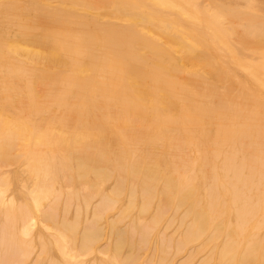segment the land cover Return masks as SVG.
<instances>
[{"label": "bare ground", "instance_id": "1", "mask_svg": "<svg viewBox=\"0 0 264 264\" xmlns=\"http://www.w3.org/2000/svg\"><path fill=\"white\" fill-rule=\"evenodd\" d=\"M244 1L242 6L236 0H0V88L6 91L0 97L6 93L9 94H6L7 98L14 97L15 102H9L14 104L10 105L14 111L20 109L21 105L15 106V103H20L22 92L30 97V101L36 100L35 105L30 101L26 104H29V110L43 113L39 125L53 120L55 109L60 112L53 121L59 123L57 128L52 127L55 131L40 130L35 129L39 127L37 122L34 126L29 123L33 111L27 113L28 109L21 106L25 114L22 113L20 120L27 123L23 126L18 124L15 130L5 132L4 137L2 135L0 140L4 151L13 150L14 153L18 149L16 146L30 148L28 152L35 148L34 152L38 151L39 156L44 149L54 148V153H60L64 160L62 167L67 166L71 170L70 159L75 154V158H79L76 163V171L81 172L79 177L87 179L93 174L98 181L92 183L97 188L95 195L102 194L103 182L111 179L113 183L116 178L115 189L126 190L127 187L131 191H127L131 205L135 206L141 198L142 213H148L155 205L153 225L161 227L162 221L167 219L161 236L164 238L161 239L162 245L160 243L164 253L172 247L165 233L171 230L174 226L172 220L178 216L184 226L183 221H189L183 238L177 244L178 253L210 235V245L213 243L211 246L214 247L212 253L216 254L220 264H264V63H255L254 72L246 74L244 71L248 66L243 71L237 70V67H243L241 60L236 58L239 53L245 58L250 48L255 50L253 43L245 42L246 38H258L256 44L264 43V3ZM236 35L247 43L242 51L229 44L230 40L237 39ZM22 108L18 113L23 112ZM9 118L11 123L12 118ZM49 126L50 123L46 128ZM16 152L10 158L17 156L15 154L19 157L21 153ZM6 155L9 154L3 156ZM47 159L38 161V171L45 169L46 178L51 175L50 164L55 161L52 159L50 163ZM11 163L9 168L18 165ZM8 178L6 173H0V182ZM130 182L132 184L128 188ZM44 185L48 187V184L42 187ZM30 186L24 191L11 192L10 196L0 188V212L4 209L2 215L5 216V223L0 227V264H43L41 261L49 258L46 257L49 255L46 246L52 241L48 239L59 248L64 264H107L100 256L108 251L109 240L101 250L93 243L99 238L90 241L86 235L90 234L95 223L92 219H107L102 212L108 215L115 198L105 193L94 209L92 225L86 219L82 235L87 240L83 239L80 245L85 252L91 251L93 258L81 261L75 246L69 245V233L65 235L66 231L59 228L55 233L49 232L52 225H47L46 220H58L53 209L59 208V204L52 203L46 210L35 197L36 190H30ZM79 186L87 185L81 183ZM57 194H54L55 198L61 196ZM31 197H34V208L26 206L24 209V206L17 209L24 202L28 204L26 201ZM87 198L82 196V200ZM132 211L135 210L132 208ZM79 216H75L77 224ZM140 217L143 215L137 217L143 221ZM144 218L143 222H146ZM125 221L122 220V224ZM133 221V229L137 232L141 227L138 223H141ZM67 222L61 226L69 232L73 229L69 226L75 227L76 224ZM69 223L71 225L68 226ZM118 224L124 227L120 222ZM147 225L150 224L147 222L142 226ZM37 230L38 238L44 236L48 239L42 246V254L31 261L34 250L37 251L31 241ZM122 230L124 232V228ZM147 230L151 231L150 228ZM176 234H171V239ZM139 237H142L140 233ZM151 237H147L148 240ZM222 237L223 241L220 240ZM123 238L126 239V234ZM130 242L136 243L134 240ZM206 242H201L198 248H207L209 244ZM124 243L126 241L121 245L125 246ZM154 249L152 255H155ZM44 252L47 255H43ZM132 253L127 255L131 256L129 260L124 259L127 261L125 264L140 262L141 259L133 261ZM192 256L187 258L192 259ZM165 259H161L163 262L159 260L161 264ZM49 261L56 264L54 259ZM188 261L194 264L193 259ZM209 262L212 263V259Z\"/></svg>", "mask_w": 264, "mask_h": 264}, {"label": "rangeland", "instance_id": "2", "mask_svg": "<svg viewBox=\"0 0 264 264\" xmlns=\"http://www.w3.org/2000/svg\"><path fill=\"white\" fill-rule=\"evenodd\" d=\"M236 1H238L239 2V4L241 5L242 4V6L245 4V1L244 0H236ZM260 2H262V3H264V0H259ZM233 38H235V36L233 37ZM236 40L235 39H232V40H230L231 41V43H230V41H229V44H232L233 45V47L232 48H237V51H242L243 49H244V46L247 44V43H253L254 44V48L253 49H255V50H252L251 48H250V50L249 51H246L247 52V55L245 56V58L244 57H242V55H241V53H239V55H237V59L238 60H241V62H242V66L241 67H243L242 69L239 67H237V70H244V68L246 69V66H248V68L246 69V71H244L246 74H247V72H249V73H252V72H254V69H253V67H254V64L255 63H258V62H262V63H264V43L263 44H256V42L258 41L257 39L258 38H246L245 40V42H247V43H245L243 40H241L242 39V37H238L237 35H236ZM241 38V39H240ZM255 39V41H253ZM234 40H235V43H234ZM237 42V43H236ZM234 43V44H233ZM239 43V44H238ZM258 43V42H257ZM244 44V45H243ZM232 45H230L229 47L231 48V46ZM241 46H243V47H241ZM243 48V49H242ZM236 50V49H235ZM249 54H251L252 56V58L251 57H249ZM241 56V57H240ZM244 56V55H243ZM239 57H240V59H239ZM256 57H258V58H256ZM244 58V59H243ZM254 58V59H253ZM253 59V60H252ZM246 60V61H245ZM252 61H255V62H252ZM245 62L247 63V62H249V63H247V64H245ZM240 63V62H239ZM256 65V64H255ZM1 84V83H0ZM1 87V86H0ZM2 88H0V94L3 92H6L5 90H1ZM39 91V90H38ZM6 94H8V93H6ZM6 94H3V95H5V96H3V95H1V97H0V104H1V116H0V120H2V121H0V126H1V129H0V138H2L3 139V137H4V133L5 132H7V131H12V129H16L17 128V125L18 124H20V125H25L24 123L26 122V121H24V120H20V118H21V116H22V113L23 114H25V110L26 109H28V110H26V111H28L27 113H30V111H33L32 113H30V124L32 125V126H34V124H36V122H37V124L36 125H39V123H38V121L40 120V118L42 119V115H43V113L42 114H39V113H37L36 112V110L34 111V110H29V107H27V106H29V104H26V103H28L29 101H30V97L28 98L27 97V95L25 94V93H23L22 92V94L23 95H21V96H19L20 97V99H19V101H20V103H15V104H17V105H15V106H22L23 108H25V110H23V108L20 106V109H19V111H21V108H22V110H23V112H20V113H18L19 111H17L18 109H17V107L16 108H14V109H17V110H13L12 109V107L10 106V105H14V104H11V103H9V102H12V100L14 101V99H12V98H14V97H11V96H9L10 98H7L8 97V95H6ZM22 97H26V99H22ZM9 99V100H8ZM24 101H22V100ZM16 100V99H15ZM18 100V99H17ZM17 100H16V102H17ZM38 100V102L40 101L41 103H43L44 102V100L43 99H37ZM23 103H22V102ZM28 101V102H27ZM15 102V101H14ZM30 102H32V104L33 105H35L36 104V100H34V101H30ZM37 102V103H38ZM13 103V102H12ZM41 103H39V105L41 104ZM25 106H24V105ZM15 106H13V107H15ZM55 113L52 115V118H53V120H51L49 123H50V126H49V128L47 129L46 128V126H48V122H46V124H44V125H39V127L38 126H36L35 127V129L36 128H39L40 130H44V129H46V130H48V131H55L54 129H52V127H56L59 123H55V122H53V121H55V118L56 117H59L60 115H58L60 112L58 111L57 112V110L55 109ZM5 113V114H4ZM9 114V115H8ZM20 116H19V115ZM4 115H6V116H4ZM8 116V117H7ZM3 117V119H1ZM9 117H11L12 118V122L10 123V120H8V119H10ZM5 120V121H4ZM42 120H40L39 122H41ZM16 122V123H15ZM2 123V124H1ZM27 123V122H26ZM53 123L55 124V125H53ZM29 124V125H30ZM3 126H5V127H3ZM11 126H13L12 128H9V127H11ZM22 126H20V127H22ZM41 126V127H40ZM31 127V126H30ZM44 127V128H43ZM32 128V127H31ZM34 128V127H33ZM42 128V129H41ZM57 128V127H56ZM3 129H7V130H3ZM57 130V129H56ZM8 133V132H7ZM6 133V134H7ZM2 135H3V137H2ZM1 139V140H2ZM1 140H0V145L1 144H3L2 142H1ZM31 146H33V143L31 144ZM30 146V147H31ZM4 146L3 145H1V148H0V154L1 153H3V152H5V154H9V155H6L5 157L3 156V155H5L4 153L3 154H1V156H0V162H5V160L7 159V161L5 162V164L8 162L9 164H7V165H5L4 163V166H7V168L6 167H4V166H1L2 165V163H0V173L1 174H4V173H6L7 175H8V177L10 178V180H9V178L8 179H6V181L5 182H0V188L2 187V189H4V190H6L7 191V193H8V195L7 196H10L9 194L11 193V192H14V191H24L25 190V188H26V190L28 189V186H30L29 187V189L30 190H32V188H34L33 190H36V195H35V197L36 198H38L39 200H40V202H41V205H42V207L44 208L45 207V209L47 210V207L48 206H50V205H52V203H55L54 205H57V204H59V208H57V207H55V208H57V209H53V212H55V215H56V217H55V219H58V220H54V221H51L50 219L49 220H46V223H47V225L49 224V225H52L51 227H49V229H50V233H55V230H56V228L58 229H62V231H66L65 232V235L67 234V233H69V234H67V236H69V237H67V239H68V242H69V245L70 246H72V248H74V246H75V251L80 255L79 256V258H78V260H81V261H85V259H86V261H90L92 258H93V256L90 254V252L89 251H87V252H85V250H84V248L82 247V245H80V244H82L83 242H81V241H84V240H87L86 238L88 237V240H92L93 238H99V240H97L96 242H93L94 244L96 243H98L97 245L95 244V246L96 247H100V249L102 250V247L104 248V246H106V240H109V248L107 249L108 251H106V254H104V256L103 255H101L100 256V258L101 259H104L106 262H107V264H112V263H115V264H120L119 262H121V264H125V262H127L126 260H124V259H130V257L131 256H128L127 257V255H131V253H132V256H134L133 257V261L135 262L137 259H141L140 260V262H138L137 261V263L136 264H147V260H148V263L149 264H159V262L161 261V262H163L161 259H165L164 260V263L163 264H175V263H179V264H185V262H186V264H192L193 263V261H188V260H194V264H210L211 262H209L210 261V259H212V263L211 264H218L219 263V259L216 257V254H214L213 255V253H212V248H214L213 246H211L210 245V242H212V239H211V237H210V235H206L205 237H203V239H202V241H199V242H197V243H195V245L193 244V243H191V244H189L190 246H187V248H185L186 250L184 251V252H182V253H178L177 251H176V249L178 248V245L177 244H179L180 243V241H181V239L183 238V235H184V229H185V226H187L188 225V220H182L183 222H185V226L184 225H182V224H180V217H178V216H176L173 220H172V225H174L172 228H171V230L169 231V230H167L166 231V233H165V237H166V239L168 240H170L171 242H172V247H169V249L170 248H172V249H168V253H164L163 252V250H162V246H160V243H161V239H164L163 237H161V236H163V232H164V229H166L165 227H164V225H166V223H167V219L166 220H164V221H162V223H163V225H161V227H159V226H156V225H153V223L154 222H152V217H153V215L155 214V205L154 206H152V209L150 210L151 211V213H142V211H141V208H142V206H141V198H139V200H137L138 201V203L136 202L135 203V206H134V204L133 205H131L128 201H129V199H130V194L129 193H131V191H129V189H127V187H125V189L126 190H124V189H120V190H117V189H115V186H114V184H115V180H116V178H115V180L113 179V183H112V180L110 181V180H107V181H105V182H103L104 183V187H103V192H102V194H97V195H99V197L97 198V195H95L97 192H96V190H97V188H96V186L94 187L93 186V184L92 183H95V181H97V179L94 177L95 175H93V174H90V175H88V177H87V179L86 178H84V177H79V176H81L80 174H81V172H79V171H76V170H78L77 168H76V166H77V160L79 159V158H75V157H77V155L75 156V154L74 155H72L71 156V159H70V166H72L71 168H72V170L69 168V167H67V166H63L62 167V165H65L64 164V160L62 159V157H60V153H54V151L56 152V150H52V149H54V148H49L48 150L47 149H44L43 151H41L40 152V154H39V156H37V154H38V151H37V153H35L34 152V149L32 148L31 150L32 151H29L28 152V150L30 149V148H28L27 149V147L24 149L22 146V148H20V146L19 147H17L16 146V148H18V149H22V150H24V151H19L18 149H16L15 147H13V149H16L15 151H14V153H17L16 151H18V152H20L21 154L19 155V157H17L18 156V154H15V155H17V156H14L13 158H10L11 157V155L12 154H14L13 153V150H9L8 152L7 151H4V148H3ZM34 147V146H33ZM7 150V149H6ZM10 151H12L11 153H10ZM31 152H32V154H31ZM57 152H58V150H57ZM45 153V154H44ZM27 155V156H26ZM51 155H53V157H51ZM7 156L9 157V158H7ZM23 156V157H22ZM28 157H29V159H28ZM48 158L47 160L48 161H50V163L52 162V159H54L55 161H53V163L52 164H50V169L49 170H51L50 172V176L48 177V178H46L47 176H45V169H42V170H39L40 171V173H39V171H38V167H39V164H38V161L39 160H41V161H43L45 158ZM4 158H5V160H4ZM16 158V159H15ZM24 158V159H23ZM10 159V160H9ZM18 159V160H17ZM21 161H20V160ZM31 159V160H30ZM13 160H15V161H13ZM23 160H24V162H23ZM59 160V161H58ZM62 160V161H61ZM20 161V162H19ZM11 162H13V164L14 165H17L16 163H18V165L15 167H11V168H9V165L10 164H12ZM72 162V163H71ZM55 163V164H54ZM23 164V165H22ZM36 164V165H35ZM26 165H28V166H26ZM11 166H13V165H11ZM35 166H37V167H35ZM58 166V167H57ZM60 166V167H59ZM69 166V165H68ZM31 167V168H30ZM62 167V168H61ZM66 167V168H65ZM6 168V169H5ZM23 168V169H22ZM21 169H22V171H24V170H28V172L26 171V172H23L25 175H28V177L26 176L25 177V175L24 174H22L21 172ZM29 169H32L33 170V172L31 171V170H29ZM66 169V170H65ZM35 170V171H34ZM37 170V171H36ZM62 170V171H61ZM69 170H70V172H69ZM21 171V172H20ZM29 171L31 172V174H27V173H29ZM61 171V172H60ZM66 171V172H65ZM73 171V172H72ZM35 172H38V173H35ZM67 172H69V173H67ZM71 172H72V174H71ZM36 175H35V174ZM67 173V174H66ZM43 174V175H42ZM68 174H70L69 175V177H71V179L68 177ZM29 175H31V176H29ZM33 175H35V177H32ZM72 175V176H71ZM23 176H24V178H23ZM77 176H78V178H77ZM65 177H66V179H65ZM25 178H26V180H25ZM43 178H44V180H43ZM55 178H56V180H55ZM72 178H73V181H71L72 180ZM84 178V179H83ZM23 179V182H25V183H23V182H21L20 180H22ZM65 179V180H64ZM69 179V180H68ZM79 181H78V180ZM28 180H30V182L28 181ZM33 180H36L35 182H33L34 184L32 185V181ZM38 180V181H37ZM51 180V181H50ZM55 180V181H54ZM82 180H84V181H82ZM86 180V181H85ZM131 180V179H130ZM7 181H9V183L7 182ZM28 181V182H27ZM43 181V182H42ZM65 181H67L66 183H67V185L64 183ZM71 182V183H69V182ZM108 181H110V182H108ZM22 184H21V183ZM37 182V183H36ZM78 182H80V184L82 183V185L84 186L85 184L87 185L86 187L84 186V187H82V186H79L80 184L78 183ZM89 182V183H88ZM98 182V181H97ZM131 182L133 183V181L131 180ZM128 183V185H129V187L128 188H130V185L132 184V183ZM8 183V184H7ZM50 183H52V185H50ZM74 183V184H73ZM83 183H85V184H83ZM107 183H109V184H107ZM43 184H48V187H46V185H44V187H42V185ZM53 184H55V185H53ZM71 184H72V186H71ZM92 184V185H91ZM105 184H107V186L105 185ZM7 185H11V186H7ZM24 187H23V186ZM38 186V187H36V186ZM40 185V186H39ZM52 186V188H54V190L56 191V192H59V194H57V193H55L52 189H51V187L50 186ZM59 185V186H58ZM70 185V187H68ZM91 185V188H90V190H89V188H88V186H90ZM95 185V184H94ZM66 186V187H65ZM114 186V187H113ZM6 187H8V188H6ZM21 187H23V188H21ZM50 187V188H49ZM69 189H68V188ZM49 188V191H47V189ZM67 188V189H66ZM86 188V190L84 191V189ZM92 188H95L94 190L92 189ZM2 189H0V190H2ZM39 191H38V190ZM43 189V190H42ZM82 189V190H81ZM3 190V191H4ZM53 192H52V191ZM69 191L70 190V192H67V191ZM71 190H72V192H71ZM77 190V192H75ZM93 190V191H92ZM112 190V191H111ZM80 191H81V193L82 194H80ZM89 191H91L92 193H90ZM107 191H109V192H107ZM119 191V192H118ZM127 191H129V193H127ZM46 192H49V193H46ZM50 192H52L51 193V195H49L50 194ZM87 192H89V193H87ZM93 192H95V193H93ZM124 192H126V193H124ZM38 193V194H37ZM44 193V194H43ZM62 193V194H61ZM69 193H70V197H69ZM72 193V194H71ZM85 193V194H84ZM105 193H107V194H109L111 197L110 198H115V199H112V200H114V203L112 204L114 207H111L110 209H108V215H106V212H102V213H105V217L107 216V219H109V221L110 220H114V221H112V222H115V223H112V222H110V223H112V225L110 224V223H107L106 222V218H104L103 217V219H101L100 221H95V220H97V219H95V220H93L92 219V216L94 217V215H93V213H94V209L97 207V205L99 204V202L101 201V199H102V197H103V195L105 194ZM124 193V194H123ZM136 193H138V191L136 190ZM46 194H48V195H46ZM54 194H57V195H61L62 196V198L60 199L59 197H61V196H58V197H56L55 198V195ZM86 194H88L87 196H86ZM92 194V195H91ZM126 194H128V198H126L127 197V195ZM56 195V196H57ZM83 196V198H87V199H83L82 200V196ZM119 195V196H118ZM19 196V195H18ZM39 196H41V197H39ZM45 196V197H44ZM48 196H50V197H48ZM92 196H94V198L95 199H93V197ZM75 197H77L78 199H77V201H76V198ZM120 197H121V199H120ZM44 198H46V199H44ZM48 198H50L49 199V201L47 200ZM60 200V201H58V199ZM67 198V199H66ZM91 198V199H90ZM126 198V199H125ZM54 199V200H53ZM90 199V200H89ZM32 200H33V203H32ZM55 200H57L56 202H53V201H55ZM70 200H71V202H70ZM87 200V201H86ZM89 200V201H88ZM118 200V202H116ZM127 200V201H126ZM44 201V202H43ZM48 201V203L49 204H47L46 202ZM84 201H86V203L84 202ZM28 204H26L25 202L20 206V207H18L17 209H23L22 207H24V209L26 208L27 209V207L28 208H34L35 207V202H34V197H31V198H28L27 199V201H26ZM73 202V203H72ZM77 202V203H76ZM87 204L86 206H89V209L85 206V204ZM124 202V203H123ZM117 203H118V205H117ZM34 204V205H33ZM89 204H91V205H89ZM129 204V205H128ZM73 205V206H72ZM122 205V206H121ZM127 205H128V207H127ZM27 206V207H26ZM30 206V207H29ZM64 206L66 207L65 209H64ZM70 206H72V207H70ZM52 207V206H51ZM87 208V210H86V208ZM120 207H121V209H120ZM126 207V208H125ZM131 207V208H130ZM134 207H135V209H134ZM1 208V207H0ZM54 208V207H53ZM77 208V209H76ZM81 208V209H80ZM132 208H133V210H135V211H132ZM3 209V208H2ZM69 209H71L70 211H69ZM128 209V210H127ZM140 209V210H139ZM56 210H57V212H56ZM80 210H81V213H79L80 212ZM114 210V211H113ZM118 210H121V212L120 211H118ZM63 211H65L64 213H65V216H64V213H63ZM88 211V212H87ZM116 211V212H115ZM118 211V212H117ZM122 211H124V212H128L129 211V213H132V215L131 214H129V213H123ZM139 213H138V212ZM86 212H87V216H86ZM112 212V213H111ZM68 213H70V214H68ZM101 213V216L102 215H104V214H102ZM110 213V214H109ZM123 213V214H122ZM154 213V214H153ZM2 214H4V209L3 210H1V212H0V227H2V225L5 223V216L4 215H2ZM57 214H58V216H57ZM125 214V215H124ZM143 215V217H140V218H142V220L143 221H145V218L144 217H146V222H143V221H140L139 220V218H137L138 216H140V215ZM150 214V215H149ZM68 215H69V217H68ZM78 215H81V216H79V218H78V221H79V219H80V221H79V228H77V226H78V224L77 223H75L74 221H77L76 220V218H75V216L76 217H78ZM119 215V216H118ZM124 215V216H123ZM131 215V216H130ZM138 215V216H137ZM121 216H123L124 218H122ZM59 217V218H58ZM117 217H119V218H117ZM148 217V218H147ZM64 218V221H62V219ZM74 218H75V220H74ZM115 218H117V219H120V218H122L121 219V221L123 220V221H125L126 219H128L127 221H125V222H123V224H122V222L120 221V220H115ZM86 219H87V221H86ZM91 219H92V223H94L93 224V226L95 225L96 227H94V228H96L95 230H94V228H93V226H92V231L90 232V234H87L86 235V238L85 237H83V236H85V235H82V234H84V232H83V230H84V225H87V223L86 222H90L91 221ZM102 220H103V222H102ZM134 220V221H133ZM139 220V221H138ZM40 221V220H39ZM51 221V222H50ZM61 221H62V223L63 222H65V223H68L67 221H69V222H71V224H76V226L74 227V225H71L70 223L68 224V226L69 225H71V226H73V227H71V226H69L70 228H73L72 230L70 229V231L69 232H67L68 230H64V228H62V223H61ZM86 221V222H85ZM108 221V222H109ZM117 221H119L120 222V224H122V226H124V227H121L118 223L119 222H117ZM132 221L133 222H135V223H138V222H140L141 224H139L138 223V225H141V227H142V231H141V227L139 226L138 227V231L136 232L134 229H135V227H134V223H132ZM150 221V222H149ZM175 221H176V223H175ZM53 222V223H52ZM97 222H101L100 223V225H99V223H97ZM147 222H148V224H150V225H147V227H144L143 228V226L142 225H144V224H147ZM54 223H56V225L54 224ZM91 223V222H90ZM92 223H91V225H92ZM130 223V224H129ZM144 223V224H143ZM161 223V224H162ZM175 223V224H174ZM97 224L99 225V226H97ZM108 224H110V225H108ZM132 224V225H131ZM180 224V225H179ZM106 225V226H105ZM118 225V226H117ZM126 225H128L127 226V229H126ZM131 225V226H130ZM153 225V226H152ZM182 225V226H181ZM101 227H102V229H101ZM104 227V228H103ZM111 227H113V229L111 228ZM115 227V228H114ZM130 227H131V231H130ZM133 227H134V229H133ZM183 227V228H182ZM55 228V229H54ZM109 228V229H108ZM113 230H111V229ZM124 228V232H123V229ZM145 228H147V229H149L150 228V230L151 231H149V230H147V229H145ZM157 228H158V231H157ZM178 228V229H177ZM180 228L182 229V230H180ZM76 229H78L79 231H77ZM101 231H100V230ZM109 231H108V230ZM126 229V230H125ZM137 229V228H136ZM145 229V233L143 232V230ZM75 230V232H73ZM107 230V232H105ZM116 230H120L121 232H119L118 231V233H122V234H120V235H118V233H117V231ZM179 231V232H177V231ZM51 231H53V232H51ZM103 231V232H102ZM127 231V233H125ZM142 233H141V232ZM155 231V232H154ZM177 232V234H176V232ZM71 232V233H70ZM83 232V233H82ZM93 232H95L94 234H93ZM98 232V233H97ZM101 232L102 233H104V235L103 234H101ZM112 232V234H110ZM135 234H134V233ZM37 233H38V230L36 231V236H33V240H31V238H29V240H31L32 241V243H33V249H35L36 248V250L37 251H35L34 250V255L32 256V258H31V261H32V259L35 257V256H37L39 253L40 254H42L41 252H42V246H43V244L45 245L46 243H47V239L48 238H46V237H42L43 238V240H41L42 238H38V236H37ZM100 233V234H99ZM139 233H140V236H142V237H139ZM144 233V234H143ZM148 233V234H147ZM154 233V234H153ZM161 233H162V235H161ZM173 233L174 234H176L175 236H172L173 237V239H171V234L173 235ZM92 234V236H89V235H91ZM108 234V235H107ZM114 234H116L117 235V238H119V236H120V239H117L116 238V235H114ZM124 234H126V239L125 238H123V235ZM130 234V235H129ZM132 234V235H131ZM142 234V235H141ZM152 234H153V236L154 237H151L152 236ZM76 236V237H73V236ZM82 235V236H81ZM103 235V238L101 237ZM128 235V236H127ZM136 235V236H135ZM160 235V236H159ZM99 236V237H98ZM130 236H134V237H132V239H131V237ZM180 236V237H179ZM71 237V238H70ZM108 238V239H105V238ZM125 237V236H124ZM144 237L145 238H147V237H151V238H149L150 240H148V238L147 239H144ZM175 237V238H174ZM73 238V239H72ZM74 238H76V240L74 239ZM116 238V239H115ZM122 238V239H121ZM136 240H135V239ZM139 238H141V239H139ZM154 238V239H153ZM179 238V239H178ZM181 238V239H180ZM41 240V241H39V240ZM84 239V240H83ZM103 239V240H102ZM111 239V240H110ZM153 239V240H152ZM48 240H50V241H52V242H54L53 240H51V239H48ZM102 240V241H101ZM112 240H114V241H112ZM130 240L131 241H133L134 240V243L135 244H133V242H130ZM138 240H139V242H140V245L141 246H143V247H141L139 244H137V243H139L138 242ZM146 240H148V241H146ZM153 242H152V241ZM220 240H222L223 241V237L220 239ZM219 240V241H220ZM71 241H72V243H76L75 245L74 244H72L71 243ZM74 241H76V242H74ZM117 241V242H116ZM126 241V243H124V245L125 246H122L121 245V243H123V242H125ZM204 241H208V242H206L207 244H209V245H207V248H203L204 250H202V248H198L199 247V244L201 243V242H204ZM218 241V242H219ZM221 241V242H222ZM45 242V243H44ZM52 242H50V244L52 243ZM105 242V243H104ZM144 243V244H142V243ZM148 242H150V243H148ZM155 242V243H154ZM221 242H219V243H221ZM40 243V244H39ZM55 243V242H54ZM54 243H52V246L50 247V244H47V246H46V248H47V250H49L48 251V254L49 255H47V253L45 254V252L43 253V255H47L46 257H49L48 259H46V258H44V256L42 257V258H44V260L45 261H41V263H43V264H48L49 262H50V264L52 263V261H49V260H53L54 259V261L56 260V262H53V263H56V264H58V262L60 263V264H64V262H63V260H62V253L59 251V248L57 247V245L55 244L54 245ZM113 243H115V245H116V247H115V245L113 244ZM145 243H147V244H145ZM152 243V244H151ZM62 244H64V243H62ZM100 244V245H99ZM129 244H130V246H129ZM132 244V245H131ZM111 245V246H110ZM134 245V246H133ZM151 245V246H150ZM155 245V246H154ZM157 245V246H156ZM161 245H162V243H161ZM81 246V247H80ZM132 246V247H131ZM138 246H140V248H141V250H140V248H139V250H138ZM150 246V247H149ZM57 248V251H56V248ZM115 247V248H114ZM123 247H125L124 249H122ZM130 247V251H131V253H130V251L129 252H127L128 251V248ZM148 247V248H147ZM154 247H155V249H154ZM160 247V248H159ZM80 248H82V250L80 249ZM159 248V249H158ZM197 248V249H196ZM115 249V250H114ZM118 249V250H117ZM133 249H134V251H133ZM144 249V250H143ZM153 249L155 250L154 252V254L155 255H152V253H153ZM207 249V250H206ZM212 249V250H211ZM112 250V251H111ZM123 250V251H122ZM138 250V251H137ZM160 250H162V251H160ZM117 251H119V252H121L122 251V253H119V252H117ZM140 251H143V252H140ZM150 251H152V252H150ZM172 251V252H171ZM197 251H199V252H197ZM202 251H207V252H202ZM211 251V252H210ZM83 252H85V253H83ZM114 252V253H113ZM116 252V253H115ZM147 252V253H146ZM150 252V253H149ZM162 252L164 253L163 254V256L161 255L162 254ZM192 252V253H191ZM87 253V254H86ZM112 253H113V255H115L114 257H112L113 255H112ZM137 253H140L139 255H137ZM171 253V254H170ZM177 253V254H176ZM119 254V255H118ZM136 254V255H135ZM179 254H182V255H179ZM192 254H193V256H192ZM202 254V255H201ZM61 255V256H60ZM84 255V256H83ZM89 255H90V258H88L89 257ZM169 255V256H168ZM176 255H178V256H176ZM199 255V257L196 259V257ZM208 255V256H207ZM107 256V257H106ZM136 256H138V258L136 257ZM142 256V257H141ZM153 256H154V258H153ZM161 256V257H160ZM164 256H168V257H165V258H163ZM176 256V257H175ZM190 257V256H192V259H189V258H187V257ZM212 256H214V257H212ZM51 257H53V259L51 258ZM120 258V259H118V258ZM149 257H150V259H149ZM186 257V258H185ZM205 257V259H203ZM207 257H210V258H208V260H207ZM212 257V258H211ZM216 257V258H215ZM88 258V259H87ZM109 258H111V259H109ZM115 258H116V260H115ZM148 258V259H147ZM153 259V261H152V259ZM172 258H174V259H172ZM183 259H185V260H183ZM187 259V260H186ZM59 260V261H58ZM107 260H109V262L107 261ZM115 262H114V261ZM124 260V261H123ZM132 260V259H131ZM160 260V261H159ZM171 260H172V262H171ZM181 260H183L184 261V263L181 261ZM196 260V261H195ZM202 260V261H201ZM146 263H145V262ZM159 261V262H158ZM206 261V262H205ZM112 262V263H111ZM152 262V263H151ZM161 262H160V264H161ZM166 262V263H165ZM175 262V263H174ZM181 262V263H180ZM200 262V263H199ZM203 262H205V263H203ZM177 263V264H178ZM28 264H30V263H28ZM32 264V263H31ZM220 264V263H219Z\"/></svg>", "mask_w": 264, "mask_h": 264}]
</instances>
